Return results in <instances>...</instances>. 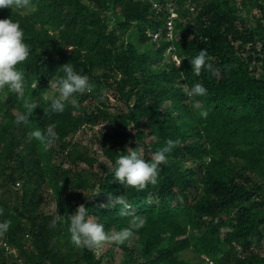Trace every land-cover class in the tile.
Returning <instances> with one entry per match:
<instances>
[{
    "label": "trees",
    "instance_id": "trees-1",
    "mask_svg": "<svg viewBox=\"0 0 264 264\" xmlns=\"http://www.w3.org/2000/svg\"><path fill=\"white\" fill-rule=\"evenodd\" d=\"M32 4L0 9L30 46L17 65L23 98L0 91V221L11 222L0 264H264V0ZM205 48L219 77L192 72L190 59ZM67 63L93 91L76 94L78 108L45 116L43 97L58 95L49 81ZM196 83L207 89L196 98L206 119L184 93ZM24 98L40 105L28 126L14 123ZM51 124L59 139L47 151L27 139ZM169 139L180 144L155 185L137 191L111 173L128 148L148 162ZM122 195L145 221L134 236L94 251L75 246L69 216L80 204L106 232L128 227L119 205L101 207Z\"/></svg>",
    "mask_w": 264,
    "mask_h": 264
},
{
    "label": "clouds",
    "instance_id": "clouds-1",
    "mask_svg": "<svg viewBox=\"0 0 264 264\" xmlns=\"http://www.w3.org/2000/svg\"><path fill=\"white\" fill-rule=\"evenodd\" d=\"M33 7L32 0H0V9L12 10H31ZM191 38V37H190ZM189 38V39H190ZM69 51V50H68ZM30 55V46L24 42V31L19 22H13L11 18L0 19V91L7 88L9 93L16 94L19 98H23L25 88V78L23 71L17 68L22 62H25ZM207 49L199 51L198 55L190 59L192 72L199 76L203 69H207L213 76H220L219 69L214 68L209 61ZM182 60L178 62L180 67ZM64 76L49 81V88L54 90L58 95L47 96L43 99L50 101L48 108L43 109L45 116L51 113H63L66 104L78 108L79 103L75 98L76 94L92 92L94 85L89 82L87 75H82L74 69L72 63L61 66ZM38 83V81H37ZM184 93L191 101L192 107L198 111L201 118H207L209 109L206 108L202 101L197 97H205L207 89L202 84L196 83L192 87L184 86ZM107 96V91L103 90L99 96V100L103 101ZM38 103L33 102L30 98H24L23 108L25 111L19 113L14 121L15 124L31 125L29 117L33 115L34 110L39 107ZM56 125H49L46 130L42 131L38 127H32L27 132L29 141L35 140L43 147L45 151L53 147L59 139L58 133L55 131ZM180 144L179 140H167L165 146L155 151L150 161L146 162L142 153L132 149H127V154L120 155L111 169L115 179L126 188H135L137 191L144 190L149 184L155 185L161 171V165L168 164V154L172 152ZM99 147V146H98ZM99 192L96 194L98 195ZM178 199H182L178 197ZM119 205V214L131 217L128 227L119 231L106 232L104 225L99 222L97 217L87 215V208L84 204H80L74 214L69 216L70 224L68 232L70 233L71 242L88 251L102 249L106 245H120L134 236L135 230L141 228L145 221L135 214L131 205L125 197L116 196L109 197V203L101 205V207H116ZM4 215V209L0 208V216ZM63 216L53 218L50 226L56 227L58 221H62ZM11 222L9 220L0 221V238L4 237L10 229Z\"/></svg>",
    "mask_w": 264,
    "mask_h": 264
},
{
    "label": "built area",
    "instance_id": "built-area-1",
    "mask_svg": "<svg viewBox=\"0 0 264 264\" xmlns=\"http://www.w3.org/2000/svg\"><path fill=\"white\" fill-rule=\"evenodd\" d=\"M175 16V13L173 11H171V15H170V18L168 19L167 21V28H168V31H169V35L171 34V31H172V20L171 18ZM159 35V32H156L153 34V38H157V36Z\"/></svg>",
    "mask_w": 264,
    "mask_h": 264
},
{
    "label": "rangeland",
    "instance_id": "rangeland-1",
    "mask_svg": "<svg viewBox=\"0 0 264 264\" xmlns=\"http://www.w3.org/2000/svg\"><path fill=\"white\" fill-rule=\"evenodd\" d=\"M184 255L187 256V257H191L192 254L187 251V252L184 253Z\"/></svg>",
    "mask_w": 264,
    "mask_h": 264
}]
</instances>
